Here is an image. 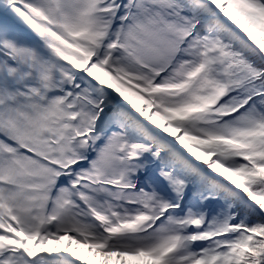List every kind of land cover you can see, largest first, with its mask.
I'll list each match as a JSON object with an SVG mask.
<instances>
[{
  "label": "snow or ice",
  "instance_id": "snow-or-ice-1",
  "mask_svg": "<svg viewBox=\"0 0 264 264\" xmlns=\"http://www.w3.org/2000/svg\"><path fill=\"white\" fill-rule=\"evenodd\" d=\"M0 264H264V0H0Z\"/></svg>",
  "mask_w": 264,
  "mask_h": 264
}]
</instances>
